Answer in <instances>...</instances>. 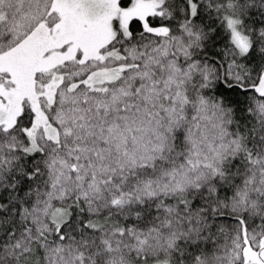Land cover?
Masks as SVG:
<instances>
[{
    "label": "snow or ice",
    "instance_id": "snow-or-ice-1",
    "mask_svg": "<svg viewBox=\"0 0 264 264\" xmlns=\"http://www.w3.org/2000/svg\"><path fill=\"white\" fill-rule=\"evenodd\" d=\"M0 264H264V0H0Z\"/></svg>",
    "mask_w": 264,
    "mask_h": 264
}]
</instances>
